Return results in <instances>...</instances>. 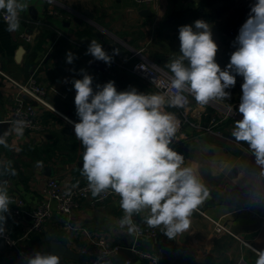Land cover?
Masks as SVG:
<instances>
[{
    "label": "crops",
    "instance_id": "crops-1",
    "mask_svg": "<svg viewBox=\"0 0 264 264\" xmlns=\"http://www.w3.org/2000/svg\"><path fill=\"white\" fill-rule=\"evenodd\" d=\"M227 1L220 0L213 6H206V0H161L151 7H145L137 5L134 0H52V3L49 0H25L28 4L23 11L25 17H30L28 8L34 5L39 12L38 20L50 25L27 28L24 22H20L17 31L9 32L7 23L0 19V70L14 80L24 82L42 64L36 75L48 89L52 107L71 121L78 122L74 104L76 93L71 81L82 79L81 69L93 77L94 91L97 84L103 85L111 80L118 91L134 87L142 93L157 92L135 75L113 70L108 65L107 68L100 67L102 61H95L91 55H85L91 40H97L103 47L111 44L112 50L116 49L120 54L152 43L151 49L155 53H150L148 58L169 72L166 63L180 55V41L177 36L178 40L174 42L176 33L173 30L178 33L180 26L194 25L197 19H202L211 25L212 37L219 46L216 60L223 70L229 63L230 54L235 51L234 38H230L228 32L233 28V21L245 22L249 5L253 2L241 0L243 2L237 7L247 6V12L235 15V0ZM50 6L60 12L62 17L46 18L45 12ZM145 9H150L152 15H141ZM86 12L91 13L92 17ZM53 18L55 20L51 21ZM163 30L171 31L166 36L172 47L170 49L163 47ZM25 32L32 36L31 41L21 38ZM57 32H61L63 38L57 42L56 49L47 54L48 43L56 38ZM69 51L77 57L72 64L66 62V53ZM65 78L68 83H64ZM242 83L243 78L237 76L236 101L242 94ZM16 92L13 83L0 75V121L12 117ZM229 101L221 103L231 105L235 102ZM166 109L175 111L171 107ZM189 111L190 120L202 126L209 123L215 112L211 106L201 108L195 100L190 102ZM44 120L48 128L43 133L24 131L22 137H17L11 131L6 137L9 146L0 145V185L7 188L12 198L10 211L4 214V227L13 237L21 236L31 223L30 216L21 220L13 217L11 209L14 200L22 199L25 210L29 213L34 211L42 199L39 192L47 178L45 168L51 167L53 176L65 185L87 182L81 174L84 149L75 137L73 124L49 111L45 113ZM234 126L235 120L232 119L222 123L220 137L186 124L183 133L187 138L181 139V143L173 147L184 155L185 166H199V174L209 194H212L215 205L199 206L190 217V228L174 239H168L160 228L161 240L157 248L164 251L165 264H187V260L204 264L211 258L220 259L226 264H254L257 260L256 251L264 250V215L246 208V202L240 198V191L244 187H256L264 191V175L256 166L248 145L232 137ZM223 165L227 167L221 170ZM123 215L120 197L96 209L85 205L73 220L54 216L45 226L44 233L38 237V243L32 242V246L48 251L50 238L76 252L80 256L78 261H85L86 257L79 254V249L87 245L85 230L92 233L108 232L115 243L131 244L132 235L126 229L121 231L117 224ZM144 215L147 213L134 215L133 220L141 223ZM212 220L222 222L230 232L216 234ZM146 245L150 246L151 243ZM0 264L25 263H16L9 258L7 249L0 242ZM108 264L114 263L110 261ZM138 264L146 262L139 261Z\"/></svg>",
    "mask_w": 264,
    "mask_h": 264
},
{
    "label": "clouds",
    "instance_id": "clouds-1",
    "mask_svg": "<svg viewBox=\"0 0 264 264\" xmlns=\"http://www.w3.org/2000/svg\"><path fill=\"white\" fill-rule=\"evenodd\" d=\"M27 7L25 0H0L7 31L20 28V13ZM178 33L180 55L166 63L171 74L167 91L142 93L134 87L118 91L111 80L97 84L94 91L93 77L84 69L80 70L82 79L71 81L78 122L65 119L73 124L84 149L81 174L92 197L110 192L119 195L124 215L117 224L129 235L141 234L133 216L146 212L143 221L149 228H162L168 239H174L190 228V217L209 196L199 166H185L184 155L171 147L181 121L166 108L187 111L188 96L201 108L229 101L237 76L243 78L236 108L242 118L235 121L231 135L248 145L264 175V0H253L249 5L247 18L233 41L235 51L223 70L216 60L219 46L208 22L197 19L194 25L180 26ZM118 53L113 50V55ZM85 55L108 66L113 61L97 40H91ZM76 58L71 51L66 53L68 64ZM68 82L65 78L64 83ZM162 83L152 79L157 87ZM228 111L233 113L234 108L229 105ZM27 123L17 119L11 131L22 137ZM9 134L0 135V145L8 147ZM224 167L227 165L221 170ZM11 204L7 188L0 185V234L6 231L4 214L9 213ZM25 264H60V257L37 251L26 257ZM256 264H264V250H257Z\"/></svg>",
    "mask_w": 264,
    "mask_h": 264
},
{
    "label": "built area",
    "instance_id": "built-area-1",
    "mask_svg": "<svg viewBox=\"0 0 264 264\" xmlns=\"http://www.w3.org/2000/svg\"><path fill=\"white\" fill-rule=\"evenodd\" d=\"M160 1L161 0H134L137 5L145 7H151ZM45 16L46 18L52 16L62 17L61 13L55 10L53 6H50L49 9L46 10ZM0 19L6 23L3 12H0ZM20 22H24L27 28L32 26L34 28H38L39 26L49 27L48 25H50L44 21H35L29 16L25 17L24 12L20 13ZM242 24L243 23L237 21L236 25L229 30L228 36L233 38L237 35ZM21 38L26 41H31L32 36L25 32L22 34ZM61 38H63V34L57 32L56 38L50 40L48 43L47 54L56 49V44ZM103 48L109 55L113 56V61L110 66L113 70L135 75L153 87L157 92L167 91V78L171 74L145 56L144 49H134L130 50L128 53H118L113 55L111 44L105 45ZM42 66V64L39 65V67L33 71V76L24 82L14 80L0 70V75L11 81L17 91L14 98L12 117L9 120H6L11 125V128L14 126L15 120L22 119L28 122L24 131H30L33 134H41L48 128V124H45L44 120V115L47 111L54 112L63 120L68 121L65 119L67 116L64 113L55 110L52 107L48 99L49 91L45 85L39 81L38 76L36 75L39 71L38 69ZM154 77L163 82L161 87L152 84V79ZM25 97H29L31 101L26 100ZM188 99L189 102H191L192 97L188 96ZM239 103L240 98L231 104L234 108L233 113L228 111L229 105H225L221 102L211 103L209 106H211L215 112L206 126H202L201 123H194L190 120L191 113L189 111V105L187 111L181 108H174L176 111H169L166 109V111L174 112L181 121V127L177 133V138L171 147L177 146L181 143V139L183 140L187 138L186 134L183 133V128L186 124H189L198 130H204L206 133L216 134L217 136L222 137V131L219 130L222 123L231 119L236 121L242 118L241 114L236 111ZM39 193L42 199L31 213L25 210L22 199L16 198L14 200V206L11 209L13 217L16 220L24 219L26 216L31 217V223L22 235L19 237H13L7 230L3 234H0V242H2L3 246L7 249L8 257L12 258L16 263H25L26 257L33 255L37 251L42 254H51L49 250L47 251L33 247L32 242L34 236H41L44 233L45 226L54 216L73 220L77 214L83 210L85 205L91 209H96L111 200L119 198V195L114 192H110L103 197L94 198L88 190L87 182L75 185H65L56 176L45 178ZM240 198L243 201L251 202L252 204L263 203L264 191L256 187H244L240 191ZM212 221L214 223V231L216 234L230 232L222 222L216 220ZM134 223L139 226L141 234L132 235L131 244L129 245L115 243L112 234L108 232L101 231L92 233L85 230L84 233L87 236V245L79 249V254L85 256L86 260L76 261L64 258L60 261V264H108L112 258L118 255L121 248L130 249L142 262L148 264H164V251L156 246L154 247L161 237V229L149 228L146 224L136 223L135 221ZM139 241L142 242L141 244L151 243L150 249H142L140 247L141 245H139Z\"/></svg>",
    "mask_w": 264,
    "mask_h": 264
},
{
    "label": "water",
    "instance_id": "water-1",
    "mask_svg": "<svg viewBox=\"0 0 264 264\" xmlns=\"http://www.w3.org/2000/svg\"><path fill=\"white\" fill-rule=\"evenodd\" d=\"M28 13L33 20L36 21L39 19L38 17L39 12L34 5L29 6ZM86 13L89 15V17H92L91 13L89 12H86ZM141 15H143L144 17H149L152 15V12L150 11V9H145V10H142ZM94 67L97 68L96 66ZM100 67L107 68V65L104 62H102V65H100ZM25 98L26 100L31 101L29 97H25ZM5 132H9V133L11 132V125L7 121H0V135H2ZM7 144L9 146V143ZM45 175L47 177H53L54 175L53 169L51 167L45 168ZM203 204L206 207H213L215 205L212 194H209L208 198L201 205ZM245 206L246 208H249L253 210L254 212H261L264 215V202L256 203V204H252L251 202H246ZM48 241H49L50 253L58 255L60 257V261L64 258L72 259L76 261L80 259V256L76 252L68 249L62 242L52 241L50 238H48ZM141 243L142 242L139 241V245H141ZM111 261L114 264H127V263L138 264L140 260L130 249L121 248L118 255L112 258Z\"/></svg>",
    "mask_w": 264,
    "mask_h": 264
},
{
    "label": "rangeland",
    "instance_id": "rangeland-1",
    "mask_svg": "<svg viewBox=\"0 0 264 264\" xmlns=\"http://www.w3.org/2000/svg\"><path fill=\"white\" fill-rule=\"evenodd\" d=\"M226 2V1H225ZM227 2H230V1H227ZM240 2H243V1H241V0H235V1H233V5H234V8L237 10L236 12H235V15H237V14H240V15H242L240 12H242V13H246L247 12V10H245V8L247 7V6H243V7H237L238 5H239V3ZM244 2H245V0H244ZM227 6V5H226ZM240 10H242V11H240ZM235 10H233V12H234ZM26 15V14H25ZM240 15H238L239 16V18H240ZM52 20H55L54 18L53 19H51V21ZM234 22V25L232 26V27H234L235 25H236V21H233ZM239 22V21H238ZM230 23H232V22H230ZM242 23V22H241ZM174 27V26H173ZM174 31V33H176V34H174L175 35V39H174V42H176L178 39H177V36H178V33H177V30H173ZM163 32V36L161 37V40L162 41H164L165 40V44L163 45V47H164V49H170V48H172L171 46H169V42H168V39H167V37L169 36V34H170V32L171 31H166V30H163L162 31ZM167 36V37H166ZM168 43V44H167ZM144 48V55L145 56H147L148 57V55H150V53H155V51L154 50H152L151 48H152V43L151 44H149L148 46H144L143 47V45L141 46V47H139L138 49H136V50H139V49H143ZM130 52V51H129ZM124 53H128V52H124ZM174 53H176V52H174ZM176 58H178V56H175V58L174 59H176ZM171 61H168V63H170ZM232 90V95H231V100L232 101H235L236 102V99H237V94H238V92H237V87H236V85H235V87H234V89L232 88L231 89ZM194 101V99L192 98L191 99V102H193ZM230 102V101H229Z\"/></svg>",
    "mask_w": 264,
    "mask_h": 264
},
{
    "label": "trees",
    "instance_id": "trees-1",
    "mask_svg": "<svg viewBox=\"0 0 264 264\" xmlns=\"http://www.w3.org/2000/svg\"><path fill=\"white\" fill-rule=\"evenodd\" d=\"M218 1H220V0H206V3H205V5L207 6H213V5H215ZM230 1V0H229ZM223 11H224V9H223ZM239 22H241V21H239ZM237 35H238V33H237ZM237 35H235L233 38V41L235 40V38H236V36ZM235 48V47H234ZM172 109H174V108H172ZM175 110V109H174ZM176 111V110H175ZM141 223H143V224H145L144 223V221H141ZM160 236H161V232H160ZM38 237H40V236H34L33 237V242L34 243H38ZM160 240H161V237L159 238V240H158V242L156 243V247L158 246H160ZM47 242V241H46ZM151 246V245H150ZM150 246L149 245H146V244H141V248L142 249H145V250H147V249H150ZM140 262H142V261H140ZM146 264H148V263H146ZM164 264H165V262H164ZM187 264H199V263H197V262H195V261H193V260H187ZM204 264H226V262H224V261H221L220 259H215V258H211V259H208Z\"/></svg>",
    "mask_w": 264,
    "mask_h": 264
}]
</instances>
